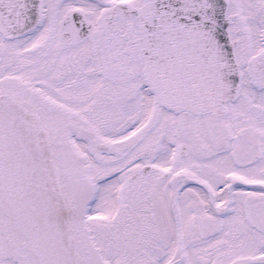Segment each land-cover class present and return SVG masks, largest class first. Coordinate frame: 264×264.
<instances>
[{
    "label": "snow or ice",
    "instance_id": "snow-or-ice-1",
    "mask_svg": "<svg viewBox=\"0 0 264 264\" xmlns=\"http://www.w3.org/2000/svg\"><path fill=\"white\" fill-rule=\"evenodd\" d=\"M0 264H264V0H0Z\"/></svg>",
    "mask_w": 264,
    "mask_h": 264
}]
</instances>
